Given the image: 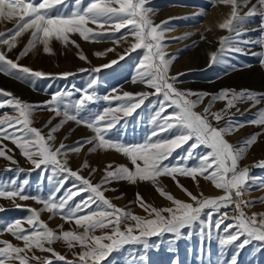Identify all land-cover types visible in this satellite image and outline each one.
Instances as JSON below:
<instances>
[{"label": "snow or ice", "instance_id": "snow-or-ice-1", "mask_svg": "<svg viewBox=\"0 0 264 264\" xmlns=\"http://www.w3.org/2000/svg\"><path fill=\"white\" fill-rule=\"evenodd\" d=\"M147 2L88 0L84 4L83 0H73L72 11L65 12L68 7L66 0H0V21H15L13 28L0 31V74L13 79L34 84L35 80H66L76 75L72 72L45 73L20 63L38 46L45 54H52L53 40L65 47L74 46L78 49V58L88 64L91 61L72 39L73 35H78L85 42H111L121 46L123 41L127 45L117 53V59L79 69L80 73H89L85 87L72 85L71 89L51 93L50 98L40 104L23 101L13 93L0 89V96L7 98L0 100V109H12V114H0V157L11 164H18L10 154L13 149L4 144V141H9L32 165L31 170H40L42 178L47 175L49 184L55 185L47 196L42 193L30 195L25 192L29 179L19 180L18 174L25 171L19 167L15 169L16 176L0 181V199L8 200L14 207L29 213L27 217L7 222L0 228V236L7 233L19 242L14 244L0 239V264H32L33 261L35 264H54V260L63 264H103L113 252L128 245H140L146 253L154 246L149 243L151 238L165 234L171 237L168 241L170 251L177 250L173 245L179 241L190 242L196 236L201 262L205 255L211 256L213 241L221 257L217 264H239L240 253L254 241L258 242L254 245L255 251L264 252V213L249 215L245 209L253 207L257 201L243 199L254 185L258 189L264 188V179L251 176L248 166L241 168L239 165L261 133L251 135L239 146L225 138L246 124L264 128V108H260L252 120L231 119L233 108L240 112L236 107L238 103L251 102V107L264 104V92L224 88L209 93L177 87L183 82L179 80L183 73L169 75L173 57L165 52L167 45L163 42L165 31L171 29L154 25L149 16L152 9L146 7ZM215 4L228 5L231 12L218 25L221 30H227L228 35L218 38L216 50L208 55V67L227 65L231 70L235 67L230 64L233 54L247 55L246 46L257 45L260 51L251 52V55L256 56L261 68H264V0H255V3L252 0H213V6ZM245 8L248 10L241 14ZM253 16L261 17L259 25L245 27ZM249 31L259 35L250 38L247 36ZM25 34L29 35V39L23 50L15 59L9 58V53L19 47L20 38ZM201 39L205 37L201 36ZM138 50L141 54L132 83L143 84L148 91L117 93L113 89L111 93L100 96L95 91L98 83L95 74L111 68ZM115 51V47H110L94 55L105 57ZM74 96L77 98L73 99ZM100 100L107 102L108 106L99 110L89 108L90 104ZM146 100L154 108L149 117L151 132L138 143L114 138L113 129L120 131L117 125L121 119L136 113ZM205 100H208L206 104ZM217 102H223L224 107L213 111ZM200 105L204 106L197 111ZM38 110L54 113L55 117H61L60 122L44 133L33 126L32 116ZM226 118V126L219 127ZM70 121L90 130L92 135L76 141L72 146L65 145L63 141L57 146L55 134ZM51 123L49 120L48 124ZM165 133L168 135L165 136ZM86 145H92L89 153L114 151L126 158L128 164H107L101 180L93 183L91 176L98 169L91 168L87 161L73 169L68 158L69 153H80ZM179 149L183 152H178ZM173 153L177 155L173 156ZM189 161H195V164L190 165ZM253 166L264 168V160L257 161ZM86 168L90 169L87 177L83 175ZM177 176L190 177L197 183L196 178L201 177L210 181L222 194L204 196L201 192L194 195L179 184ZM161 177L172 178L189 200L177 199L167 192L159 183ZM69 181L72 183L65 188ZM119 181L131 184L150 182L159 195L170 202V206H152L137 192L135 201L130 203L138 201L147 215L140 216L122 209L105 195L109 190L107 186ZM77 196L81 199L72 203ZM17 198L20 201L33 200L42 207L35 209L17 204ZM259 202L264 203V199ZM4 211L5 208L0 205V212ZM42 212H48L50 219L58 216L66 223H73L74 228L63 230V225H60L58 230L52 229L41 219ZM97 231L101 234L97 235ZM57 241H63L72 252L73 259H68L52 247ZM228 249H232L230 256ZM192 250L188 248L189 253ZM37 251L50 256L37 255ZM138 259L146 262L147 256L140 255ZM110 264H115V258ZM172 264H179V258L176 257Z\"/></svg>", "mask_w": 264, "mask_h": 264}, {"label": "rangeland", "instance_id": "rangeland-1", "mask_svg": "<svg viewBox=\"0 0 264 264\" xmlns=\"http://www.w3.org/2000/svg\"><path fill=\"white\" fill-rule=\"evenodd\" d=\"M87 2L88 0H83L84 4ZM252 2L255 3V0H252ZM66 3L68 4V7L64 9L65 12L72 11L73 0H66ZM177 5L184 7L186 10H191L192 12L186 16L195 18V20L188 21L193 27V35L189 38V43L174 52L176 55V64L183 63L186 59V62L183 63L182 67L179 69L181 71L180 73H183V75L179 76V80L183 82L177 84V87L185 89L181 84L183 85V83L186 82L189 84L187 89L196 92L203 91L216 93L224 88L236 90L250 89L255 92H264V68H261L259 59L256 56L251 55V52L260 51V48L257 45L246 46L249 52L247 55L233 54L230 64L235 67L231 70L228 69L227 65H214L208 67V55L210 52L216 50L218 38L228 35L227 30H221L218 25L229 17L231 7L224 4H215V6H213V0H148L146 7L152 9L149 16L154 25H162L164 29H172L184 23L185 16L173 17L174 15L170 12V9ZM247 10V8L243 9L241 14ZM260 20L261 17L259 16L250 17L245 27L255 28L259 25ZM162 22L166 23L162 24ZM14 23L15 21H0V31H7L8 29L13 28ZM123 31H127V29H124ZM169 33L170 31H165L164 41ZM258 35L259 34L254 31H249L247 34L250 38H256ZM201 36L205 37V39H201ZM28 39V34L22 36L20 38L21 42L19 47L13 49V51L9 53V58L15 59L19 52L23 50ZM72 39L80 45V50H82L91 61L90 64L85 63V61L78 58V49L74 46L68 45L65 47L59 41L55 40H53L51 44L53 49L52 54H45L42 51V47L38 46L27 56L23 57L20 60V63L34 70H40L45 73L57 74L72 72L76 73V75L70 76L66 80H35L34 84H31L0 74V89L9 91L23 101L31 104H40L49 99L51 93L64 89H71L72 85H75L77 88L85 87L88 82L89 73H80L78 71L79 69L99 66L110 60L117 59V53L123 51L124 47H127L123 41L121 42V46H116L111 42H85L80 39L78 35H73ZM168 44L170 46L177 45L174 43V40H169ZM110 47H115L116 51L108 53L105 57H97L94 55V53L104 51ZM140 54L141 50H138V52L132 53L130 56H127L125 60L113 65L111 68L102 69L100 73L95 74L98 78L95 91L100 96L111 93L113 89H116L117 93L148 91V89L144 88L145 86L143 84L132 83V78L135 75L134 69ZM75 98L77 97L74 96L73 99ZM6 99V97L0 96V100ZM150 99H155V97H151ZM207 102L208 100H205L204 103L206 104ZM115 103L118 104L119 102ZM106 106H108L107 102L100 100L95 104H90L89 108L99 110ZM203 106L204 105H200L197 108V111L202 110ZM223 107V102H217L213 107V111H218ZM236 107L240 109V112H237L236 108H233L231 112L234 115L231 116V119L233 121H249L256 117L260 108H264V104L251 107V102H242L238 103ZM153 111L154 108L150 107L149 101L146 100L144 105L137 109L136 113L130 117L121 119L120 124L117 125V128H119L120 131L117 132L116 129H113L114 138L122 139L126 143H138L143 141L145 136L152 130L149 117ZM169 111H171V109H169ZM4 112L12 114V109L7 107L0 109V114ZM32 119L34 127L47 133L53 125L60 122L61 117H55L54 113L49 111L38 110L33 114ZM49 120L52 121L50 125L48 124ZM125 121L127 122L126 124ZM226 122L227 118L220 122L219 127L226 126ZM45 125H47V127ZM122 125L123 127H121ZM256 133H261V135L258 136L257 141L248 149L245 156L240 160L239 165L241 168L248 166L250 168L251 176L264 179V168L253 166L257 161L264 160V128L258 127L254 124H246L244 127L228 134L225 138L229 143L239 146L246 138ZM55 135L57 137L55 140L57 146L62 141L65 145L72 146L76 141L91 136L92 133L85 127L78 126L70 121L64 124L60 131ZM164 135L167 136L168 133H165ZM4 144H7L9 148L13 149V152L10 154L13 155L18 164H11L10 161L0 157V181L8 180L16 176L17 173L15 169L19 167L25 170L18 174L19 180L22 181L26 177L29 179V184L25 187V192L30 195L42 193L47 196L49 191L53 190L55 187L54 184H49L47 175L42 178L40 170H31L32 165L26 161L14 145L9 141H4ZM91 147L92 145H86L80 153H69L68 158L73 169L79 168L84 161H87L91 168L98 169L95 174L91 176L93 183H98L101 180L104 174V168L107 164H113L114 166L128 164L126 158L114 151L98 150L97 152L89 153L88 149ZM185 147H187V145H185ZM177 151L182 153L183 149ZM176 155L177 153H173V156ZM189 164H195V161H189ZM8 168L13 170L7 171L6 169ZM29 170H31L30 175ZM89 171L90 169L88 168L84 169L83 175L86 177L89 176ZM176 179L179 181L180 185H183L184 188L188 189L194 195H199L201 192L204 196H217L222 194L211 184L210 181H206L201 177L196 178L198 183L194 182L190 177L177 176ZM71 183L72 181H69V184H66L65 188ZM159 183L175 198L183 201L189 200V197L181 190L172 178L161 177L159 178ZM107 187L109 190L105 192V195L113 204L127 211H131L136 215H147V213H145L139 206L138 201L130 203V201H135V193L137 192L141 193L144 200L152 206H170V202L161 197L156 191V187L150 182L131 184L127 181H119L113 182ZM206 191L210 192L205 194L207 193ZM80 199L81 197L77 196L72 203H75ZM243 199L257 201L253 207L245 209L249 215L253 212L264 213V203L259 202L261 199H264V188L258 189L254 185L251 192L246 193ZM16 203L35 209H40L42 207V205L35 203L33 200L20 201L17 198ZM0 205L5 208L4 212H0V228H3L7 222L24 218L29 215L26 210L14 207L8 200L0 199ZM41 219L48 223L49 227L52 229L58 230L60 225H63V230L74 228L73 223H66L58 216L50 219V214L48 212H42ZM25 226L27 227V225ZM75 230L82 231V229ZM185 232H187V229H185ZM96 234L99 235L101 233L97 231ZM0 239L10 240L14 244L19 243L7 233L0 236ZM169 239H171V237L168 234H165L163 237L151 238L149 243L154 246L146 253H144L142 246L140 245L125 246L122 250L113 252L103 264H110V262H113L114 258L115 264H172V261L176 257L179 258V264H217L218 260L221 259L218 255V248L215 241L212 242L211 256L205 255L203 262H201L198 258L199 253L197 249L199 244L196 236H193L190 242L181 240L173 245V247L177 249L176 251L169 250ZM256 243L258 242L254 241L253 244L248 245L240 253L239 264H264V252L258 253L255 251L254 245ZM52 247H54L57 252L66 255L68 259H73L72 252L67 248L63 241H57ZM189 247L193 249L191 253L188 251ZM231 252L232 249H228L229 256L231 255ZM36 254L50 256L49 253H40L39 251H37ZM140 255L147 256L146 262H141L138 259ZM134 257L136 259H134ZM32 264H35V262L33 261ZM54 264H63V262L54 260Z\"/></svg>", "mask_w": 264, "mask_h": 264}, {"label": "bare ground", "instance_id": "bare-ground-1", "mask_svg": "<svg viewBox=\"0 0 264 264\" xmlns=\"http://www.w3.org/2000/svg\"><path fill=\"white\" fill-rule=\"evenodd\" d=\"M170 12L174 15L173 17L185 16L184 23L181 22L182 24H180L179 26L174 25L176 27L171 29L169 35H167L165 37L166 38L165 41H163L167 45V47L164 49L165 52L168 54V56L173 57L171 65H170V69H169V74L170 76H176L177 74L181 72L179 69L182 67V64L186 62V59L184 60L183 63L181 62V63L176 64V55L174 54V52L175 50H179L182 46H185L186 44L189 43V38L193 35V27L191 26L190 22L188 23V21L193 20V19L195 20V18L187 17L186 15L190 14L192 11L186 10L184 9V7L179 6V5L173 6L170 9ZM169 40H174V43L177 45L170 46L168 44ZM181 86L187 89L189 87V84L185 82L183 83V85L181 84ZM206 192L207 193L205 194H208L210 191H206Z\"/></svg>", "mask_w": 264, "mask_h": 264}]
</instances>
